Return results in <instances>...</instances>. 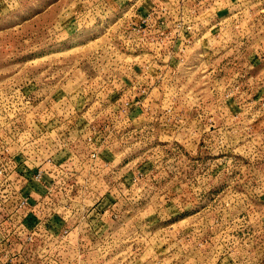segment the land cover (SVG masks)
Wrapping results in <instances>:
<instances>
[{
	"label": "rangeland",
	"instance_id": "374dc122",
	"mask_svg": "<svg viewBox=\"0 0 264 264\" xmlns=\"http://www.w3.org/2000/svg\"><path fill=\"white\" fill-rule=\"evenodd\" d=\"M178 1L0 0V264H264V0Z\"/></svg>",
	"mask_w": 264,
	"mask_h": 264
},
{
	"label": "built area",
	"instance_id": "2783aa9c",
	"mask_svg": "<svg viewBox=\"0 0 264 264\" xmlns=\"http://www.w3.org/2000/svg\"><path fill=\"white\" fill-rule=\"evenodd\" d=\"M177 2H180V1L177 0ZM198 4H201V1H198ZM179 7H180L179 10L178 9H172V10L164 9L163 11L158 12L156 17L155 16L153 17L152 14H147L146 16L144 15L143 17H141L142 19L141 23H146V28L142 30L141 37H143V35H146V32H147L150 34L153 33L154 36L157 35V33L159 34V36L165 33L167 35H165L164 37L167 38L168 36H171V33L164 32V31L166 30V27H168V25L170 24V27L174 29V31H177V35H174L173 39L177 38L176 40L177 42L181 41L180 43L181 46H184L185 42L188 44V41H186V39H184L185 41L182 40L184 38L182 30L184 29L186 31L189 26L184 27L183 25L187 24V22H185L184 24L180 22L185 17L190 18L196 15V11L198 10L194 8L185 10L183 9L182 3ZM163 18L165 19L164 21L162 20ZM169 18L172 20L166 22V20ZM156 19L157 21L162 20V21H158L159 26L156 25V22H157ZM150 21H152L153 24H150L149 23ZM163 27H164V30H161V32L163 33H159L158 29L163 28ZM135 31L137 33H141L140 28L138 31L137 30ZM180 35H182L183 38H181ZM165 38L159 39L161 40L160 43H163ZM150 42L153 43V39H151ZM139 47H140V43H139ZM91 157L94 158L95 156L92 155ZM9 161H10L9 164L11 165L12 170L9 172L0 171V180L2 181V183L0 184V192L2 193V190H3V192L6 194L5 196H2L3 198L2 202H4L2 206L6 207L9 205V207L12 209V213L18 214V218H19L18 224H13V223L12 224L14 225V227H17L19 230L18 235H20V237H18V239L21 242L20 247L22 248V246L24 245H29L34 242L42 241V237H40L37 232H41V227L43 226L44 222H42L41 219L36 217L33 223L34 226H32V228L31 227L29 228V226H27L28 220H24V219L26 215L30 212L29 204L27 202L28 198L22 197L21 194L23 192V189L31 184L29 180H31L32 183L33 182L39 183L41 180H43L44 173L42 169H38L35 171H28L26 169L21 170L20 168V169H17L16 171V167L18 168V164L15 163V161L12 158H10ZM52 173L54 172L52 171ZM28 192H29L28 196L29 195L32 196L33 193L36 195L35 193L36 191H34L33 189H30ZM31 207L33 210L35 208L40 211L43 210V207L40 205L39 201H36V204ZM45 255L46 254H44L43 251L37 252L35 254V256H37L38 258L39 257L42 258Z\"/></svg>",
	"mask_w": 264,
	"mask_h": 264
},
{
	"label": "crops",
	"instance_id": "0c3cea01",
	"mask_svg": "<svg viewBox=\"0 0 264 264\" xmlns=\"http://www.w3.org/2000/svg\"><path fill=\"white\" fill-rule=\"evenodd\" d=\"M135 17H136V16H135ZM139 17L141 18V17H143V16H138V18H139ZM154 78H156V77H154ZM138 108L140 109L141 107H138ZM137 113H138V110H137V109H136V110L133 109V110L131 111V113H130L131 118H129V119H131L132 121L135 120V116L137 115ZM133 116H134V117H133ZM33 194H34V193H33ZM33 194H32V195H33ZM29 197L32 198L31 195H29Z\"/></svg>",
	"mask_w": 264,
	"mask_h": 264
}]
</instances>
